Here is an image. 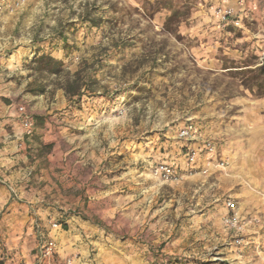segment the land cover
<instances>
[{"label":"rangeland","instance_id":"1","mask_svg":"<svg viewBox=\"0 0 264 264\" xmlns=\"http://www.w3.org/2000/svg\"><path fill=\"white\" fill-rule=\"evenodd\" d=\"M226 3L8 0L0 7V79L33 119L26 134L37 166L27 170L28 184L49 211L27 221L29 258L9 252L0 234V264H36L42 237L63 233L72 217H91L108 243L137 244L149 264H264V241L246 244L264 215L260 189L249 183L264 167L259 149L249 164L262 142L250 130H264V13L254 0L231 1L239 24L224 22L217 9ZM42 54L61 60L62 70L39 66ZM77 85L81 96L66 92ZM160 164L174 175L157 174ZM9 190L19 195L15 183ZM232 213L244 224L242 244L224 222Z\"/></svg>","mask_w":264,"mask_h":264},{"label":"crops","instance_id":"2","mask_svg":"<svg viewBox=\"0 0 264 264\" xmlns=\"http://www.w3.org/2000/svg\"><path fill=\"white\" fill-rule=\"evenodd\" d=\"M231 1L238 0H227L225 6H231ZM254 2L260 5L264 13V0H254ZM9 92L8 87L2 84L0 79V234L6 237L9 252H12L18 259H22V254L29 258V255L24 253L29 247L26 242L33 238L30 234L34 235L32 228L27 227V221L37 216L47 217L49 211L42 208L43 202H46L44 196L39 194L37 187L34 188L33 185L28 184L27 170L35 169L37 163L36 161L29 162V154H31L29 149L32 146L29 141L31 139L26 134L27 129L22 121V113L18 110L19 104L13 100ZM26 112L33 113L30 108ZM250 131H252V136H258V139L262 141L251 148L252 153L249 156V164L251 165L254 162L252 157L255 156L254 153L258 149L261 159L264 156L262 153L264 130L259 133L254 129ZM32 164L33 166H31ZM260 170L261 175L257 179L258 181L254 178L249 180V183L250 188L259 187L261 196L258 197L261 204L263 203L264 210V167H260ZM40 171L43 173V170ZM43 177L42 174L36 178L40 182ZM14 183L19 189V195L15 197L9 190L12 189ZM83 194L85 195V193ZM249 195H254L252 189L249 190ZM89 208L93 210V207L89 206ZM101 212L103 210L99 211V213ZM238 213L242 215L241 212L238 211ZM258 215L262 218V223L258 228H250L251 231L247 233L246 244L264 241V215ZM91 219V217H86V219L80 217L79 219L76 217L67 218L66 222L70 226L63 233L56 232L55 237L50 235L57 243L55 259L70 258L73 264H149L144 260V252L137 244L108 243L104 229H101V226ZM49 234H54V230ZM91 250L96 251L94 257H91ZM0 260H4V256L2 257L1 254ZM27 262L33 264L32 259H28ZM5 263L12 264L11 259L8 258Z\"/></svg>","mask_w":264,"mask_h":264},{"label":"built area","instance_id":"3","mask_svg":"<svg viewBox=\"0 0 264 264\" xmlns=\"http://www.w3.org/2000/svg\"><path fill=\"white\" fill-rule=\"evenodd\" d=\"M8 0H0V7L7 3ZM217 14L219 18L224 22L231 21L233 24H239V17L237 15L236 8L234 6H219L217 9ZM19 111L22 113V121L25 126V128L30 131L33 127V119L32 117L28 115H24V107H19ZM193 126L190 125L186 129L182 131L183 135H190L192 132ZM210 145V143H208ZM196 153L195 151L188 152L189 160L194 161ZM159 175H164V177L169 178L174 175L175 169L170 164H160L155 171ZM227 207L228 208H234V201L232 199H229L227 201ZM224 222L227 226H229L230 229H233L237 233L236 242L238 244H242L244 242V237L242 236L244 232V224L242 223L240 217L236 213L227 214L224 217ZM52 227H57L58 223L53 222ZM57 249V243L54 238L42 237L39 246H38V253L36 256V264H73L72 259H67L65 263L57 262L55 260V254Z\"/></svg>","mask_w":264,"mask_h":264},{"label":"trees","instance_id":"4","mask_svg":"<svg viewBox=\"0 0 264 264\" xmlns=\"http://www.w3.org/2000/svg\"><path fill=\"white\" fill-rule=\"evenodd\" d=\"M177 14V12L175 11L174 13H172V15L169 17L168 20H172L175 15ZM36 62L38 63L39 66H42L43 67H50V71L53 72V73H59L61 70H62V66H63V63L61 60H58L56 58H54L53 56L49 55V54H42L40 55ZM260 70H264V67L260 68ZM90 82H87L85 83L86 86H88ZM260 88H263V85H258ZM80 85H77V86H74V87H68V89L66 90V92L69 94V95H78V96H81V93L79 92V89H80ZM258 95L260 96H263L264 95V90H261ZM2 264V263H1Z\"/></svg>","mask_w":264,"mask_h":264}]
</instances>
